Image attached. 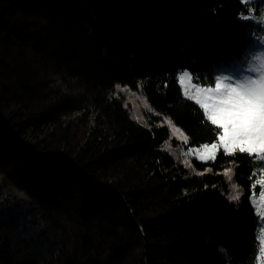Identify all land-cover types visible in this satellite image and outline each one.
I'll return each mask as SVG.
<instances>
[{
  "label": "trees",
  "instance_id": "obj_1",
  "mask_svg": "<svg viewBox=\"0 0 264 264\" xmlns=\"http://www.w3.org/2000/svg\"><path fill=\"white\" fill-rule=\"evenodd\" d=\"M246 14L241 0H0V264H255L260 163L220 151L190 174L169 128L116 95H144L189 147L216 143L177 76L209 86L241 60L258 33Z\"/></svg>",
  "mask_w": 264,
  "mask_h": 264
},
{
  "label": "rangeland",
  "instance_id": "obj_2",
  "mask_svg": "<svg viewBox=\"0 0 264 264\" xmlns=\"http://www.w3.org/2000/svg\"><path fill=\"white\" fill-rule=\"evenodd\" d=\"M241 2L248 7V14L242 16V19L256 25L258 33L254 39V43L246 50L241 60H223L220 64L216 71L215 80L218 76L226 78V80L222 81L223 84L235 85L236 83H246L250 79L259 81L264 78V0H241ZM177 80L184 97L193 101L198 106H200L198 100L201 98V95L207 94L204 92L205 89H211L213 92L215 90V81L213 85L209 86L198 85L195 83L193 75L187 70L179 72ZM116 95L123 98L124 105L135 122L144 126H151L152 122L169 128L170 139L165 143V150L176 163L184 166L190 174L201 173L194 166V160L200 163L215 162L216 158L213 161H201L191 150L200 149L203 145L189 147L188 138L183 130L175 125L170 118L161 117L151 107L144 95L122 85H117ZM220 151H223L222 148L217 150V155ZM228 170H225L224 173ZM231 170L232 180L229 181L225 176V188L222 190V193L239 211L242 208L243 190L235 182L234 169ZM231 183H235L238 186V191L242 193L239 201H231L228 198L230 195L235 194L230 187ZM250 202L258 217L257 239L259 242V253L255 264H264V216L261 215L264 212V203L260 201L259 193L253 194L250 197Z\"/></svg>",
  "mask_w": 264,
  "mask_h": 264
},
{
  "label": "snow or ice",
  "instance_id": "obj_3",
  "mask_svg": "<svg viewBox=\"0 0 264 264\" xmlns=\"http://www.w3.org/2000/svg\"><path fill=\"white\" fill-rule=\"evenodd\" d=\"M224 80L226 78L216 77L214 92L205 89L207 94L198 100L207 120L215 126L217 142L191 151L201 161L215 160L221 148L225 155L241 153L253 157L261 165L259 178L252 185L253 194L259 185V198L264 203V78L235 85L223 84ZM231 172L229 169L224 173L229 181L232 180ZM230 187L235 194L230 195L229 200L239 201L242 193L238 186L231 183ZM261 215L264 216V212Z\"/></svg>",
  "mask_w": 264,
  "mask_h": 264
}]
</instances>
